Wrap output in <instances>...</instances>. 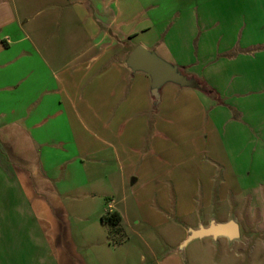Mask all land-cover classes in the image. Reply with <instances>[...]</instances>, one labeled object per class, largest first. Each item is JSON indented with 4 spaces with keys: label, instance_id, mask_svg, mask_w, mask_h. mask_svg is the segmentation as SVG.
<instances>
[{
    "label": "crops",
    "instance_id": "0c3cea01",
    "mask_svg": "<svg viewBox=\"0 0 264 264\" xmlns=\"http://www.w3.org/2000/svg\"><path fill=\"white\" fill-rule=\"evenodd\" d=\"M139 47L218 97L167 84L155 105ZM75 165L79 189L99 166L108 188L161 190L192 229L236 220L238 239L201 240L208 264L229 245L264 264V0H0V264L33 262L29 222L50 251L63 238Z\"/></svg>",
    "mask_w": 264,
    "mask_h": 264
},
{
    "label": "rangeland",
    "instance_id": "374dc122",
    "mask_svg": "<svg viewBox=\"0 0 264 264\" xmlns=\"http://www.w3.org/2000/svg\"><path fill=\"white\" fill-rule=\"evenodd\" d=\"M33 15L36 23L44 17L42 12L40 14L34 12ZM61 17H64L63 13L60 14ZM41 34L43 35V32ZM168 63L175 65L172 62ZM178 67L181 72L185 69ZM201 92L206 95L204 91ZM77 159L78 163L88 162L86 157ZM75 169L78 170L77 188L72 191L67 190L68 196L62 198L66 203L64 207L69 213L66 230L63 238L53 240L51 251L44 236H38L34 231L35 225L29 222L31 246L35 247L34 252L30 250L28 253L29 261H33L30 264H59V262L60 264H192L191 257L194 251H196L194 254H200L202 264L209 263L208 252L204 250L206 246L204 247L201 243L202 239L195 238L191 231L195 230L192 228L197 225L195 215L182 218L174 212L165 213L160 208L162 204L159 203L162 197L161 190L139 189L138 195H135L131 188L122 189L118 186L116 189L108 188L102 178L108 174L114 178L116 172H103L99 166L89 177L88 186L79 189L82 169L78 165L72 170ZM74 181V179L69 181V187L75 184ZM107 196L115 199L117 202L115 209L123 216L122 226L125 229L126 240L119 246L111 244L109 229L101 222V215L105 210L104 199ZM73 211L78 215L75 216ZM246 211L247 206H245ZM26 224L28 226V222ZM59 244L61 251L57 250ZM214 254L216 264L224 263L222 252L217 249ZM244 254L243 261L237 259L234 246L229 245L224 257L228 258L229 264L231 261L233 264H241V261L244 264V259L245 263L249 261V255Z\"/></svg>",
    "mask_w": 264,
    "mask_h": 264
},
{
    "label": "water",
    "instance_id": "95a60500",
    "mask_svg": "<svg viewBox=\"0 0 264 264\" xmlns=\"http://www.w3.org/2000/svg\"><path fill=\"white\" fill-rule=\"evenodd\" d=\"M127 63L133 72L139 71L149 75L152 82L151 94L155 98L159 97L160 90L167 84L201 91L206 90L195 79L185 76L178 66L166 62L154 52L146 51L141 47L131 54ZM191 231L193 236L199 239L206 237L217 239L221 235L230 240L240 237L238 224L234 219L223 224L212 221L208 228L200 226V228Z\"/></svg>",
    "mask_w": 264,
    "mask_h": 264
},
{
    "label": "trees",
    "instance_id": "16d2710c",
    "mask_svg": "<svg viewBox=\"0 0 264 264\" xmlns=\"http://www.w3.org/2000/svg\"><path fill=\"white\" fill-rule=\"evenodd\" d=\"M188 78L195 79L203 88H207L204 92L208 95L218 97L217 93L211 89L204 81L195 77L189 76L184 71L182 72ZM154 104L157 105L160 101V98L152 97ZM101 222L107 226L109 229L111 244L114 246H119L123 244L126 240L125 229L122 226V216L119 212H107L101 217Z\"/></svg>",
    "mask_w": 264,
    "mask_h": 264
}]
</instances>
